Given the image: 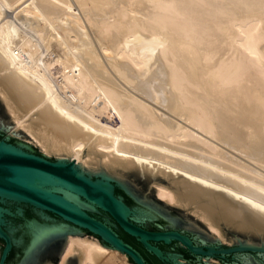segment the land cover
<instances>
[{
    "label": "bare ground",
    "instance_id": "6f19581e",
    "mask_svg": "<svg viewBox=\"0 0 264 264\" xmlns=\"http://www.w3.org/2000/svg\"><path fill=\"white\" fill-rule=\"evenodd\" d=\"M0 94L44 150L264 236V0H0ZM68 235L59 264H128Z\"/></svg>",
    "mask_w": 264,
    "mask_h": 264
},
{
    "label": "water",
    "instance_id": "95a60500",
    "mask_svg": "<svg viewBox=\"0 0 264 264\" xmlns=\"http://www.w3.org/2000/svg\"><path fill=\"white\" fill-rule=\"evenodd\" d=\"M75 159L47 155L0 97V264H56L67 233L99 236L135 264H264V247L228 244L187 211Z\"/></svg>",
    "mask_w": 264,
    "mask_h": 264
},
{
    "label": "rangeland",
    "instance_id": "374dc122",
    "mask_svg": "<svg viewBox=\"0 0 264 264\" xmlns=\"http://www.w3.org/2000/svg\"><path fill=\"white\" fill-rule=\"evenodd\" d=\"M0 97L3 100L1 94H0ZM3 103H4L5 107H6L7 112L9 113L10 117L12 118L13 122L16 124V121L13 119L12 113L9 111V109H8L6 103L4 102V100H3ZM21 129L24 130L31 137V135H30V133L28 131H26L24 128H21ZM39 145H40V147L43 149V151L47 155H50L52 157H62L63 153L62 154H58L57 152H54V151H49L48 152V151L44 150V148L41 146V144H39ZM97 158H99V156H97ZM84 159H87V160L90 161L91 158H88L87 155H85ZM101 160L102 159H100V161L98 163L95 162V164H94V162H90V163L89 162L88 163L84 162L83 163V160H80V162H78V163L95 166V167H97L99 169H102V170L108 172V173H111L114 176L122 179L123 181H125L129 185L137 188L138 190H140V191H142V192H144V193H146V194H148V195L160 200L159 196H158V193H157V183L158 182L160 183V182H163V180H166V177L162 173L161 174L160 173L157 174L158 175L157 177L150 178V177H147V176H145V175H143L141 173L137 174L139 172L136 171L135 169H132V170L131 169H126V168H122L121 169L120 166L119 167H113V168L109 167V166L106 167V165L103 162H101ZM93 161H96V160L94 159ZM148 178H149V180H148ZM165 203H169L172 206H175L177 208L183 209V210L187 211L188 213L192 214L193 216L197 217L198 219L203 221L208 226V228L212 232H214L220 239H222L224 242H226L228 244H231V245L245 244V245H254V246H262V247H264V236L259 234V233H253V232H248V231L243 232L242 230H240V229L237 230V228L229 226L227 224H222L220 226V229H217L219 231H216L215 229L210 227L211 225H209L210 224L209 221L205 220L200 214H198L195 211L193 206L191 207V205L188 206V205H184L182 203L179 204V203H176V202H172L171 203V202H168L166 200H165ZM250 233H252V234H250ZM86 235L94 237V238H97L101 242L100 238L98 236H95L94 234L86 233ZM67 236L69 237L68 233H67ZM4 245H5V240L0 237V255H1V251H2V249L4 247ZM65 249H66V247H65ZM65 249H64L62 255H60V259H59L58 263H56V264H59V262L61 261L62 256H63V254L65 252ZM105 260H107V259L102 258V263L106 262ZM119 260H121V258H120V256H117L113 260V262L106 263V264H120ZM79 261H80V259H79V257L77 255H72V256H70L68 258L66 264H79ZM126 261H127L128 264H135L133 262V260L128 255L126 256Z\"/></svg>",
    "mask_w": 264,
    "mask_h": 264
},
{
    "label": "trees",
    "instance_id": "16d2710c",
    "mask_svg": "<svg viewBox=\"0 0 264 264\" xmlns=\"http://www.w3.org/2000/svg\"><path fill=\"white\" fill-rule=\"evenodd\" d=\"M99 237V236H98ZM100 238V237H99ZM100 240H101V238H100Z\"/></svg>",
    "mask_w": 264,
    "mask_h": 264
}]
</instances>
